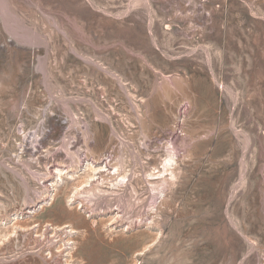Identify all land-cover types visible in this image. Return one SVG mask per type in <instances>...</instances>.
Returning a JSON list of instances; mask_svg holds the SVG:
<instances>
[{
    "label": "rangeland",
    "instance_id": "374dc122",
    "mask_svg": "<svg viewBox=\"0 0 264 264\" xmlns=\"http://www.w3.org/2000/svg\"><path fill=\"white\" fill-rule=\"evenodd\" d=\"M92 157L130 178L72 210ZM34 201L0 264H264V0H0V222Z\"/></svg>",
    "mask_w": 264,
    "mask_h": 264
},
{
    "label": "bare ground",
    "instance_id": "6f19581e",
    "mask_svg": "<svg viewBox=\"0 0 264 264\" xmlns=\"http://www.w3.org/2000/svg\"><path fill=\"white\" fill-rule=\"evenodd\" d=\"M70 153H71V155L73 156V158H74V163H75V166H76V168L74 169V171H71V172H73V173H68L66 176L67 177H65L64 176V173H62L63 171H61V170H59V168H56L54 171H56L57 173H58V175H57V177H58V180H56V179H54L55 177H52V178H49V177H47V178H43V182H44V185L46 184V182H49V181H51V186H52V188L54 189V192H56L55 193V195H54V197H53V200H55V197L57 196V194H61V190L63 189V187L67 184L68 185V183H72L73 181H75L76 180V177H78L77 176V170L78 169H80V168H82L83 167V165H81L82 164V157L81 156H77V154H76V152L75 153H73L72 151H70ZM83 155V154H82ZM111 156H113V155H111ZM110 156V157H111ZM110 157H108V158H110ZM86 158H87V155H86ZM100 158V157H99ZM111 159V158H110ZM176 158H175V155L171 152L170 154H169V156L167 157V159H165L166 160V162L165 163H167V166H166V168H165V170H164V173H170V174H174V166L173 165H175L174 163L176 162V160H175ZM114 160V159H113ZM73 163V164H74ZM98 164H100L99 163V161H98V159L97 158H95V157H92V161L90 160V159H88L87 160V163H86V169H91L92 171H93V175L91 174V176L89 177V180L87 181V183H85V186L84 187H74V189H73V191L71 192V193H75L74 195V199L72 200V198H73V196H70V197H68V202H73V204H75L76 205V207L75 208H71L72 210H74V209H78V210H80V209H82V208H84V206H83V203L84 202H90V203H94V201L95 200H97V198L99 197V193H101L103 190L102 189H100L101 188V184H100V180H103V182L105 181V179H104V177L105 176H107V177H111L112 175H111V173H108L109 171H111V168L110 167H112V169L113 168H116V166L114 165V164H112V160L109 162V163H105L104 164V162H102L101 164V166H99ZM89 171V170H88ZM107 172V174L108 175H106L105 173ZM117 172H118V174H117V176L116 177H111V178H113L112 180H110L111 181V183H112V186L113 187H118V184H119V180H122V181H125L126 179H129L130 178V175L128 174V173H124V174H119V172H120V168L118 167V169H117ZM49 174H52L51 172H49ZM163 174V173H162ZM164 175V174H163ZM52 176V175H51ZM97 176H99V177H97ZM160 177V176H159ZM162 177V176H161ZM41 181H42V179H40ZM59 182H65V185H63V186H60V185H58V183ZM161 182H163V183H166V181H164V179L162 180V181H160V183ZM96 183V184H95ZM70 185V184H69ZM164 185H166V184H164ZM159 186H161V185H159ZM163 186V185H162ZM167 186H165V189H167L166 188ZM44 190H46V193L47 194H49V189H50V187H49V185H45V187L43 188ZM161 189V188H160ZM155 190H157V189H155ZM63 191V190H62ZM157 191H159V190H157ZM160 192H162V190L160 191ZM72 195V194H71ZM48 197H49V195H47L45 198H43V201L45 202L47 199H48ZM38 199V198H37ZM36 199V200H37ZM42 201H34V203L35 204H33V205H28L27 207H24L23 209H21L20 211H18V212H16V213H14V214H16V216L14 217H11L10 218V221H14L13 222V226H12V228L11 227H6V225L8 224V222H5V220H6V218H5V220H4V222H3V220H1V222H0V229H2L3 230V232L5 233V236H8V235H10L11 233H18L19 231H27V232H29V230L31 231H33V230H35L37 233H39L40 231H41V229L43 228L40 224L39 225H37L38 223H34V226L32 227V225H27V222L26 221H24V220H22V219H20L19 218V216L21 217L22 216V218H25V216H27V214H30V215H34V218H35V214L37 213V207L39 206V209L40 210H43V208L45 207V204H44V202H42ZM96 206L97 205H95V208H96ZM94 208V207H93ZM91 210H93V209H91ZM10 216H12V215H10ZM8 217H9V215H8ZM2 219V218H1ZM33 219V218H32ZM9 220V219H8ZM29 220V219H28ZM51 227H56V226H54V225H50ZM49 226H46L45 228L46 229H44L45 231L41 234V236H39V237H34V239L36 238V242L38 243V246H37V249L39 248V250L41 249V247H43L42 245L44 244V241H43V238L45 237V239H47L48 237H49V235L51 234L48 230H49V228H48ZM50 227V228H51ZM68 227V226H67ZM67 227H65V229H67ZM31 228V229H30ZM64 228V227H63ZM28 229V230H27ZM42 229V230H43ZM53 229V228H52ZM54 230V229H53ZM63 230V229H62ZM66 231V230H65ZM55 232H58V231H56L55 230ZM70 233H68V231H66V236H67V238L68 237H71V236H73V234L74 233H76V232H73V230L71 229V231H69ZM64 233V232H63ZM68 233V234H67ZM55 234V233H54ZM65 234V233H64ZM57 235H58V237H59V234L57 233ZM60 235H61V233H60ZM22 236H23V234H22ZM29 236V235H28ZM55 236V235H54ZM53 236V237H54ZM65 236V235H64ZM27 237V236H26ZM51 237H52V235H51ZM61 237H62V235H61ZM17 238H19V235L17 236ZM32 239V238H31ZM49 239V238H48ZM47 239V240H48ZM59 240L60 239H62V238H58ZM66 239V238H65ZM51 241H53V238L52 239H50ZM34 241V242H35ZM51 241H49V243L51 242ZM69 241V240H68ZM62 242H64V240H60V241H58L57 243L59 244V243H62ZM46 244H47V246H48V242H45ZM46 244H44V245H46ZM71 244H73V243H71ZM70 245V244H69ZM55 246H56V240H55ZM54 246V247H55ZM63 246V245H62ZM64 247H65V245H64ZM44 248V247H43ZM56 248V247H55ZM59 249H61V247H58ZM57 248V249H58ZM46 249V248H45ZM45 249H42V250H45ZM40 251V253H38V257L40 258V257H43L42 256V254H41V252H43V251ZM47 250H50V248H48ZM54 250V249H53ZM59 251V250H58ZM61 251V250H60ZM54 252H56V251H54ZM58 253V252H57ZM61 253H63V249H62V252ZM51 254V257L52 258H55L54 257V253L53 252H51L50 253ZM71 253H69L68 255H66L67 257L70 255ZM50 256V255H49ZM56 256V255H55ZM60 256V255H59ZM14 257V256H13ZM70 257V256H69ZM56 258H58L59 259V257H56ZM57 259V260H58ZM0 260H2V261H5L4 259H0ZM41 260V259H40ZM52 260V259H51ZM59 260H61V259H59ZM45 263H47V264H49L47 261H44ZM53 262H56V260L54 261V259H53ZM42 263V262H41ZM63 264V263H62Z\"/></svg>",
    "mask_w": 264,
    "mask_h": 264
}]
</instances>
